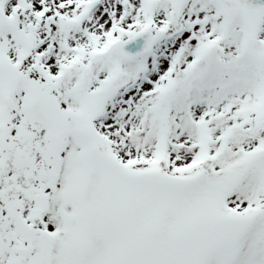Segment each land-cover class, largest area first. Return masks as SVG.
Listing matches in <instances>:
<instances>
[{
	"label": "snow or ice",
	"instance_id": "obj_1",
	"mask_svg": "<svg viewBox=\"0 0 264 264\" xmlns=\"http://www.w3.org/2000/svg\"><path fill=\"white\" fill-rule=\"evenodd\" d=\"M0 264H264V0H0Z\"/></svg>",
	"mask_w": 264,
	"mask_h": 264
}]
</instances>
